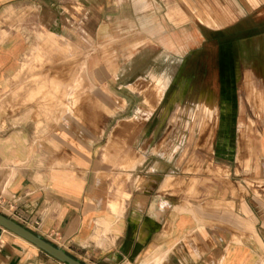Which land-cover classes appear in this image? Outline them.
Segmentation results:
<instances>
[{"label": "crops", "instance_id": "0c3cea01", "mask_svg": "<svg viewBox=\"0 0 264 264\" xmlns=\"http://www.w3.org/2000/svg\"><path fill=\"white\" fill-rule=\"evenodd\" d=\"M32 4L40 23L47 0H0V213L85 264H264V125L257 128L259 138L248 137L246 154L243 144H234L240 174L210 177V183L188 190L178 184L184 176L167 169L166 155L155 161L149 154L127 159L121 149L127 126L111 127L102 109L83 107L80 118L64 123L24 118V108L14 109L16 97L29 95L15 90V83L20 68L29 64ZM37 32L40 39L54 34ZM157 43L174 46V39L162 35ZM46 47L62 45L45 39L40 48ZM252 63V74L259 77L248 79L257 88L245 91L247 112L263 113L264 73L256 70L264 69V61ZM69 86L66 112L77 98V85ZM91 95L104 107L106 98L110 102V91ZM115 96L118 104L126 101ZM251 99L259 104L251 105ZM111 130L118 152L105 148ZM138 161L140 169H126ZM0 264L63 263L0 226Z\"/></svg>", "mask_w": 264, "mask_h": 264}, {"label": "rangeland", "instance_id": "374dc122", "mask_svg": "<svg viewBox=\"0 0 264 264\" xmlns=\"http://www.w3.org/2000/svg\"><path fill=\"white\" fill-rule=\"evenodd\" d=\"M36 9L32 4L29 64L20 68L15 83V90L29 95L16 97L14 109L24 108V118L64 123L80 118L83 107L102 109L110 115L111 127L126 124L127 138L121 149L125 148L127 159L135 162V156L143 159L149 154L155 161L156 155H166L170 159L167 169L184 176L178 184L187 185L188 190L210 183L212 177L240 174L236 167L241 161L233 160L234 144H243L246 154L248 137L259 138L257 128L264 125V112H247L244 96L246 89L255 92L257 88L248 79L259 77L253 76L249 63L257 58L264 61V50L253 49L264 45V0H47V16L41 24L34 17ZM210 28L222 31L223 41L234 35L238 39L249 36L243 48L233 44L232 86L217 99L214 80L187 85L180 71L172 80L178 58L199 47ZM39 30L54 34L40 39ZM162 35H172L174 46L158 47ZM45 39L59 41L62 48H40ZM245 47L251 51L245 53ZM256 71L264 73V69ZM163 75L169 78L165 85L160 79ZM67 85H77V98L69 112L63 109ZM93 90L110 91V102L106 98L104 107L101 99L92 97ZM118 94L126 99H120V107ZM254 102L249 103L259 104ZM205 106H211V111H205ZM216 107L220 112L215 113ZM113 132L105 148L118 152ZM139 162L126 169H134ZM221 162L230 168L221 169ZM243 163L246 166L249 161Z\"/></svg>", "mask_w": 264, "mask_h": 264}, {"label": "flooded vegetation", "instance_id": "af4514ba", "mask_svg": "<svg viewBox=\"0 0 264 264\" xmlns=\"http://www.w3.org/2000/svg\"><path fill=\"white\" fill-rule=\"evenodd\" d=\"M234 32L232 31L231 36H233ZM223 37L222 31L210 28L207 34H204L199 47L178 58L179 62L172 75V80L180 71V74H185L187 85L194 81L200 86L202 83H198V81L214 80L216 82V99L220 98L224 92H230L232 86L230 80L232 75L234 76L233 69L236 64L233 55V44L235 43L242 47L246 45L244 43L249 36L238 39L234 35L232 39L227 41H223ZM243 50L245 53L251 51L250 47H245ZM223 82L228 89L223 88Z\"/></svg>", "mask_w": 264, "mask_h": 264}, {"label": "water", "instance_id": "95a60500", "mask_svg": "<svg viewBox=\"0 0 264 264\" xmlns=\"http://www.w3.org/2000/svg\"><path fill=\"white\" fill-rule=\"evenodd\" d=\"M0 226L11 231L27 242L31 243L44 253L53 257L57 261L63 264H85L79 261L77 258L70 256L61 247L50 243L49 241L41 238L38 234L26 229L22 225L18 224L13 219L0 213Z\"/></svg>", "mask_w": 264, "mask_h": 264}, {"label": "bare ground", "instance_id": "6f19581e", "mask_svg": "<svg viewBox=\"0 0 264 264\" xmlns=\"http://www.w3.org/2000/svg\"><path fill=\"white\" fill-rule=\"evenodd\" d=\"M57 72H58V70H57ZM165 77H166V76H165ZM160 79H161V77H160ZM165 80L167 81L168 78H167V79L164 78V79L162 80V85H165V84L167 83ZM157 82H158V81H157ZM157 82H156V83H157ZM70 86H71V85H70ZM70 86H69V87H70ZM74 87H75V86H74ZM67 89H68V88H67ZM71 89H72V88H71ZM178 91H179V90H178ZM205 92H206V91H205ZM208 94L210 95L209 92H208Z\"/></svg>", "mask_w": 264, "mask_h": 264}]
</instances>
